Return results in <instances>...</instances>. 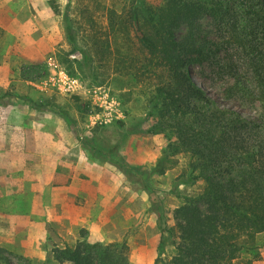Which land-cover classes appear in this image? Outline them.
Instances as JSON below:
<instances>
[{
    "label": "rangeland",
    "instance_id": "374dc122",
    "mask_svg": "<svg viewBox=\"0 0 264 264\" xmlns=\"http://www.w3.org/2000/svg\"><path fill=\"white\" fill-rule=\"evenodd\" d=\"M126 2L0 0V246L13 264H44L83 239L125 242L130 264H154L161 217L173 224V210L205 185L190 179L189 152L166 151L174 131L153 129L151 98L168 71L133 28L110 25L109 9ZM253 3L220 0L215 16L195 21L209 55L190 72L209 96L255 117L249 56L232 35L240 24L251 37ZM230 88L249 106L225 98ZM242 258L264 264V232Z\"/></svg>",
    "mask_w": 264,
    "mask_h": 264
},
{
    "label": "trees",
    "instance_id": "16d2710c",
    "mask_svg": "<svg viewBox=\"0 0 264 264\" xmlns=\"http://www.w3.org/2000/svg\"><path fill=\"white\" fill-rule=\"evenodd\" d=\"M253 2L246 16V22L253 23L251 37L242 34L240 24L234 25L232 35L249 56L256 82L251 103L259 102L262 109L249 106V100L234 88L225 91L224 97L257 109L255 117L222 105L198 86L190 72L209 55L208 42H200L194 23L215 16L222 8L220 0H162L159 4L131 0L124 13L108 11L112 27L133 28L140 47L166 66L168 80L155 88L151 98L159 117L153 129L174 131L175 140L166 151L189 152L194 171L190 179L205 180L198 193L186 195L173 210V224L161 217L154 264H256L254 258L241 259L242 252L253 250L257 235L264 232V0L263 4ZM187 24L192 31L178 36ZM198 72L206 79L204 72ZM169 246L176 252L167 256ZM0 264H13L3 246ZM44 264H130L129 247L125 242L83 239L54 248L52 259Z\"/></svg>",
    "mask_w": 264,
    "mask_h": 264
}]
</instances>
